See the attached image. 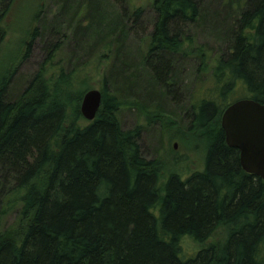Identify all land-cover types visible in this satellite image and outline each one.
<instances>
[{
    "label": "trees",
    "instance_id": "1",
    "mask_svg": "<svg viewBox=\"0 0 264 264\" xmlns=\"http://www.w3.org/2000/svg\"><path fill=\"white\" fill-rule=\"evenodd\" d=\"M14 1L0 0V264H264V179L242 169L220 126L234 100L264 103V0H228L222 17L202 0H152L137 63L125 47L141 6L110 0L107 14L102 0H61L48 19L37 0L4 50ZM207 20L222 47L210 59L188 33ZM36 41L43 58L24 75ZM194 48L199 65L183 77ZM94 81L102 101L87 120L79 107ZM140 84L187 121L201 168L148 157L143 125L121 126L123 90ZM185 238L199 245L191 254Z\"/></svg>",
    "mask_w": 264,
    "mask_h": 264
},
{
    "label": "rangeland",
    "instance_id": "2",
    "mask_svg": "<svg viewBox=\"0 0 264 264\" xmlns=\"http://www.w3.org/2000/svg\"><path fill=\"white\" fill-rule=\"evenodd\" d=\"M39 1V0H38ZM37 0H15L11 6V12L8 14L6 19L9 29L8 36L5 39L4 50L13 49L17 47L20 41L21 36L23 35V28L28 26L30 16L35 11V5ZM203 5L218 13L219 17H222L227 13L229 7L228 0H202ZM61 0H44V8L46 11V17L51 19L52 12L56 10L55 6ZM63 3V0H62ZM152 0H128L130 7H142V17L137 22H132L134 19H130L129 24L132 26V31L129 33L128 42L126 44L125 50L128 51L126 60L129 59L131 62L137 63V54L139 49L144 48L145 37L153 29V23L155 21L154 11L152 8ZM110 0H102V8H110ZM236 4L233 5L235 8ZM228 8V9H227ZM111 10V9H109ZM108 9L104 10L107 14L110 13ZM104 14V13H103ZM226 15V14H225ZM45 17V18H46ZM212 21V18H210ZM214 24H219V19L214 18ZM133 23V25H132ZM221 25V24H219ZM212 28L214 26L212 23L207 20L205 24H195L193 28L188 29V33L195 38L194 46L198 47L199 45L204 48V59L214 58L221 45L220 40L216 39L217 36L213 35ZM71 41L67 44V50L70 49ZM195 53L188 58H185L184 62L181 64L182 76L188 75L187 73H195L194 68L199 65L200 53L197 49H193ZM6 52V51H4ZM64 54L66 52L63 51ZM31 58L26 61L20 71L22 74L29 75L33 73L37 64L43 58L41 51V44L36 41V47L32 51ZM196 58V59H195ZM183 65V66H182ZM145 77V73H140ZM89 89L99 88L97 83L94 81L92 85L90 84ZM140 84V87H136L133 92L128 93L127 90H123V95L125 97V103L119 108L118 119L121 122L123 128H131L134 125H143V134H142V146L144 147V152L150 158H155L157 156H162L165 161H169L173 156L177 155V164L175 165V170L182 173H188L191 169L201 168L202 166V151L193 150V138L192 132L187 129V121L176 114L172 115L176 111L174 108L168 105V101L161 100L157 96H148L145 92L148 88ZM88 90V89H87ZM143 90V91H142ZM177 97L183 98V94L179 89L175 91ZM128 97V98H127ZM185 100H187V94H184ZM174 98V99H175ZM236 96H232L229 100H233ZM172 97L171 101L175 102ZM81 104V103H80ZM157 114L161 121L156 120L153 123L147 125V118L152 117ZM161 122L164 123L165 127H162ZM167 128L169 130H167ZM169 159V160H168ZM15 216L12 213H8L4 224L5 227H8L10 223H13ZM224 236L223 231H218L216 233L215 239L222 238ZM185 253L191 254L195 248H198L197 243L192 242L190 239L185 238L182 242Z\"/></svg>",
    "mask_w": 264,
    "mask_h": 264
},
{
    "label": "water",
    "instance_id": "3",
    "mask_svg": "<svg viewBox=\"0 0 264 264\" xmlns=\"http://www.w3.org/2000/svg\"><path fill=\"white\" fill-rule=\"evenodd\" d=\"M101 101L99 88L86 90L79 107L83 118L94 119ZM220 126L227 145L239 150L242 169L264 179V103L234 100L222 111Z\"/></svg>",
    "mask_w": 264,
    "mask_h": 264
}]
</instances>
